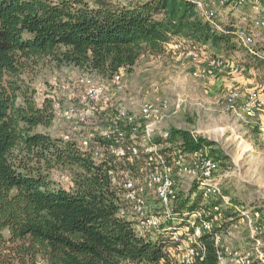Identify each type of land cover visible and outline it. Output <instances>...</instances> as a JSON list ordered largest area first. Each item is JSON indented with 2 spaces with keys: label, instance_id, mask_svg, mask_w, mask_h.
<instances>
[{
  "label": "trees",
  "instance_id": "16d2710c",
  "mask_svg": "<svg viewBox=\"0 0 264 264\" xmlns=\"http://www.w3.org/2000/svg\"><path fill=\"white\" fill-rule=\"evenodd\" d=\"M218 26V28L215 27ZM238 19L199 16L195 0H0V246L14 257L0 264H175L163 239L138 236L117 217L107 169L73 139L53 137L54 109L38 106L21 75L48 59L112 78L131 72L146 52L166 44L214 56L237 52ZM264 68V47L243 62ZM187 151L205 144L169 131ZM74 167L73 187L54 185L47 172ZM204 253L192 264H219L222 248L202 237Z\"/></svg>",
  "mask_w": 264,
  "mask_h": 264
},
{
  "label": "rangeland",
  "instance_id": "374dc122",
  "mask_svg": "<svg viewBox=\"0 0 264 264\" xmlns=\"http://www.w3.org/2000/svg\"><path fill=\"white\" fill-rule=\"evenodd\" d=\"M198 1L205 5L202 14L212 13L216 19L240 21L244 16H254V7L264 14V0ZM254 33L256 47H264V30L254 29ZM173 47L159 54L146 51L131 72L119 71L117 84L95 72L57 65L48 59L28 63L21 77L35 90L38 106L50 104L54 109L52 125L47 129L53 137L76 139L100 129L140 134L150 128L161 132L181 130L205 141L208 152L219 163L214 177L220 179L221 194L231 199L230 207L222 208L218 229L221 242L229 251L239 248L255 261L264 259V230L260 229L264 226V135L258 131L256 118L245 119L225 105L230 91L249 92L237 85L239 81L254 80L264 85V68H247L243 62L248 54L240 46L235 54H223V67L218 70L209 67L214 55L203 50L189 54ZM168 68L184 72L165 75ZM228 72L233 74L224 88L217 93L209 90L210 84ZM97 85L104 86L103 92L98 98H90L88 87ZM146 102L155 111L142 116L140 108ZM70 107L76 109V114L63 115ZM76 172L74 167L55 166L47 177L54 185L71 189L73 185L67 179L72 182ZM12 249L11 244L0 246V262L14 257ZM11 263L18 264L15 260ZM37 264L46 262L37 258Z\"/></svg>",
  "mask_w": 264,
  "mask_h": 264
},
{
  "label": "built area",
  "instance_id": "2783aa9c",
  "mask_svg": "<svg viewBox=\"0 0 264 264\" xmlns=\"http://www.w3.org/2000/svg\"><path fill=\"white\" fill-rule=\"evenodd\" d=\"M195 1L199 16L209 20L213 14L205 12L203 15L205 5ZM254 9V16L241 18L246 26L237 30L235 39L248 55L256 53L254 29L264 30V14H260L257 7ZM173 48L185 50L180 43L174 44ZM188 53L194 52L189 50ZM209 67L222 69L223 56L210 59ZM119 81V74L111 78L113 83ZM103 89V85L90 86L87 94L90 98H98ZM225 105L236 115L253 120L258 109L264 108V87L246 94L230 91L225 97ZM154 111L146 102L140 108V115L148 116ZM76 112L70 107L63 115L69 117ZM258 131L264 135V124L258 126ZM73 140L96 165L105 164L108 168L117 217L129 223L138 236L152 241L163 239L165 252L175 264H192L201 259L205 235L211 236L215 245L221 248L219 222L222 221V208H229L231 199L221 194L220 179L214 177L219 163L205 145L187 151L179 138L172 139L169 132L150 128L140 134L100 129ZM67 180L72 186L70 179ZM190 190H193L192 195ZM255 216L258 217V213ZM260 229L264 230V226ZM222 250L224 254L219 255V264H250L248 255L239 249Z\"/></svg>",
  "mask_w": 264,
  "mask_h": 264
},
{
  "label": "crops",
  "instance_id": "0c3cea01",
  "mask_svg": "<svg viewBox=\"0 0 264 264\" xmlns=\"http://www.w3.org/2000/svg\"><path fill=\"white\" fill-rule=\"evenodd\" d=\"M240 22L242 23L241 20H240ZM172 45L173 44L164 45L163 46V52L164 51L168 52L167 50L169 48H171ZM257 48L258 47H256V50H257ZM156 71H157V68L155 66V73H156ZM159 72H160V70H159ZM165 72H166L165 75H168L169 73H171L172 75H178V73H183L184 71L182 69H178V68L176 70H169V68H168V69H166ZM232 74H233L232 72H228L225 75L220 76L214 83L210 84L209 90H212L214 93H217L219 90H221V88H224L226 86L225 82H226V80L228 78H230V75H232ZM237 85L240 88H243V90H246V91H251V90H254V89H257V88L259 89V87L260 88L264 87V85H260L259 82L254 81V80H251V81L246 80V81H242V82L239 81V84H237ZM254 122L258 126L264 124V108H259L258 109L257 116H256V119H255ZM220 246H221L222 249L229 251L228 248L225 245H223L222 242L220 243ZM236 249H239V248H236ZM233 250H235V249H233ZM249 261H250V264H264V259H260V258H259V260H256V261L253 258H249Z\"/></svg>",
  "mask_w": 264,
  "mask_h": 264
}]
</instances>
